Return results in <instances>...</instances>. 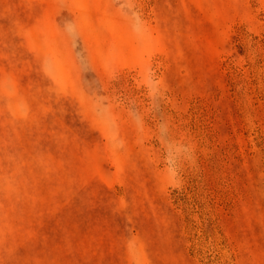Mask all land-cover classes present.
<instances>
[{
	"label": "rangeland",
	"instance_id": "374dc122",
	"mask_svg": "<svg viewBox=\"0 0 264 264\" xmlns=\"http://www.w3.org/2000/svg\"><path fill=\"white\" fill-rule=\"evenodd\" d=\"M0 264H264V0H0Z\"/></svg>",
	"mask_w": 264,
	"mask_h": 264
}]
</instances>
